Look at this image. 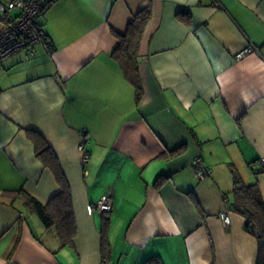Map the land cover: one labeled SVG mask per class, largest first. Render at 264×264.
Segmentation results:
<instances>
[{
  "label": "crops",
  "instance_id": "obj_1",
  "mask_svg": "<svg viewBox=\"0 0 264 264\" xmlns=\"http://www.w3.org/2000/svg\"><path fill=\"white\" fill-rule=\"evenodd\" d=\"M147 6L137 97L111 57L112 31ZM40 23L48 48L36 43L31 56L0 63V264H100L103 214L88 207L105 194L109 264L150 255L254 264L255 237L231 209V191L234 171L264 199V0H54ZM27 131L51 148L69 184L70 245L16 194L45 203L59 191ZM82 131L91 137L85 165ZM198 148L210 169L203 180L191 167Z\"/></svg>",
  "mask_w": 264,
  "mask_h": 264
},
{
  "label": "trees",
  "instance_id": "obj_2",
  "mask_svg": "<svg viewBox=\"0 0 264 264\" xmlns=\"http://www.w3.org/2000/svg\"><path fill=\"white\" fill-rule=\"evenodd\" d=\"M149 18L150 8L147 6L130 18L124 32L112 31L117 42L111 52V57L119 64L125 78L135 85L137 97L140 93L137 54ZM27 132L34 142L36 155L50 169L59 186V191L45 203L23 189L18 190L16 194L24 199V203L39 217L45 227H54L56 229L62 244L70 245L76 235V226L69 184L51 148L38 133L34 131ZM232 178L233 187L231 192L233 200L231 209L244 217V228L246 231L251 226L257 228L258 235L254 237L257 239L259 247L254 264H264V199L261 197L256 182L245 184L239 174L234 171ZM2 195L8 197L13 203V193L5 191ZM108 215L103 214L100 232V264H109L110 261V245L107 234ZM142 264L163 263L158 256L150 255Z\"/></svg>",
  "mask_w": 264,
  "mask_h": 264
},
{
  "label": "built area",
  "instance_id": "obj_3",
  "mask_svg": "<svg viewBox=\"0 0 264 264\" xmlns=\"http://www.w3.org/2000/svg\"><path fill=\"white\" fill-rule=\"evenodd\" d=\"M54 0H0V63L13 53L24 50L27 57L33 54V46L41 43L48 48L45 32L39 22L47 5ZM255 46L249 45L246 50H254ZM91 137L89 133L82 131L78 143L81 154V164L85 165L89 160L87 145ZM191 167L198 180L205 179L210 174V169L202 159L201 149L191 159ZM256 171H264V156H261L256 164ZM90 212L98 211L109 214L112 211V197L105 194L94 205L88 207ZM229 210L221 212L220 218L223 224L230 223ZM252 236L258 235L256 227H250L247 231ZM6 264H10L8 261Z\"/></svg>",
  "mask_w": 264,
  "mask_h": 264
},
{
  "label": "rangeland",
  "instance_id": "obj_4",
  "mask_svg": "<svg viewBox=\"0 0 264 264\" xmlns=\"http://www.w3.org/2000/svg\"><path fill=\"white\" fill-rule=\"evenodd\" d=\"M258 242L256 238H253V251H254V257L257 255L258 252Z\"/></svg>",
  "mask_w": 264,
  "mask_h": 264
}]
</instances>
